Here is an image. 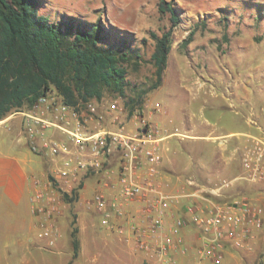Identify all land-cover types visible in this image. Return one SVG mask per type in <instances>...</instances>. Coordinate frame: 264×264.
I'll return each mask as SVG.
<instances>
[{
  "label": "rangeland",
  "instance_id": "374dc122",
  "mask_svg": "<svg viewBox=\"0 0 264 264\" xmlns=\"http://www.w3.org/2000/svg\"><path fill=\"white\" fill-rule=\"evenodd\" d=\"M41 1V12L52 21L70 17L89 23L99 21L127 40L138 59L127 67L125 98L104 89L100 101L104 106L116 100L125 105L126 132L135 129L133 117L147 118L152 108H157L152 120L160 126L162 138L175 134L166 139L165 145L179 162L191 168L210 164L217 151L216 142L189 138L185 118L189 107L195 108L199 120L205 117L202 120L217 128L214 135L244 132L248 120L256 126L255 117L264 119V0H166L175 10L177 24L170 13L161 12V0ZM169 31L172 35L167 66L160 86L154 89L158 78L151 61L156 46L152 36L160 38ZM50 95L58 93L51 91ZM104 125L114 129L108 123ZM32 158L39 164L38 174L45 173L46 179L51 163L34 153ZM196 178L207 182L202 173ZM97 181V177H91L83 193L82 187H77L69 198H92ZM233 193L230 190L227 195ZM77 212L88 221L80 240L100 242L104 235L100 217L79 203L77 211L70 209L69 227L66 219L59 224L61 243L37 254L40 264H114L108 262L110 251L103 246L86 257L73 259L68 230L71 236ZM122 255L127 261H141L140 255H129L126 250Z\"/></svg>",
  "mask_w": 264,
  "mask_h": 264
},
{
  "label": "built area",
  "instance_id": "2783aa9c",
  "mask_svg": "<svg viewBox=\"0 0 264 264\" xmlns=\"http://www.w3.org/2000/svg\"><path fill=\"white\" fill-rule=\"evenodd\" d=\"M157 111L153 107L147 118L133 117V134H128L123 126L125 105L118 100L105 106L97 99L70 106L59 95H46L30 110L20 112L30 151L47 158L52 166L46 179L33 180L30 202L34 213H45L48 198L58 193L71 194L77 187H84L89 178L97 177L99 188L92 198L103 216V225H109L111 217L107 193L120 185L119 198L142 205V210L131 215L138 246L151 249L153 246L149 243L152 242L150 244H156L160 251L165 250V246L172 243L170 235H178L187 219H175L172 226L168 224L170 203L156 185L163 141L160 126L152 120ZM251 140L242 159L243 174L214 185L202 183L195 177L186 180L192 191L190 197L210 206L205 216L198 214L196 206L188 208L192 223L198 225L205 236L202 260L209 259V264H222L225 238L234 240L241 230L242 238L235 243L241 248L252 229L263 228L261 210L245 193L236 191L227 195L243 183L264 186V138ZM41 228L45 237L54 235V224L43 223Z\"/></svg>",
  "mask_w": 264,
  "mask_h": 264
},
{
  "label": "crops",
  "instance_id": "0c3cea01",
  "mask_svg": "<svg viewBox=\"0 0 264 264\" xmlns=\"http://www.w3.org/2000/svg\"><path fill=\"white\" fill-rule=\"evenodd\" d=\"M20 112L0 121V264H40L37 254L61 243L63 233L59 224L66 219L69 227L72 218L70 209L77 211L79 203L92 214L100 217L104 235L98 243L95 239L91 241L85 239L82 242L79 237L86 230L88 221L84 217L80 218L77 212L75 229L79 253L76 259L80 256L86 257L90 252L98 251L99 247L103 246L106 250L109 248L111 260L108 262L114 264H209L211 263L209 259L202 260L205 236L198 225L192 223L188 208L196 206L198 214L205 216L210 206L198 198L190 197L192 191L187 186L186 180L188 177L196 178L202 173L204 180H207L205 184L214 185L217 184L214 183L216 181L232 179L243 174L242 159L246 148L251 144V138L264 135V119L259 116L255 117L256 126L248 120L247 130L244 132L233 131L214 135L217 128H212L207 120H202L205 117L199 120L194 107L188 108L185 118L189 138L216 142L217 151L213 154L210 164L200 163L191 168L190 165L184 164V161L179 162L171 156L169 148L165 145L166 139L175 134L163 137L164 140L160 144L162 162L155 178L156 185L170 203L167 211L168 224L172 226L175 219L180 218L187 219V223L178 235H170L171 245L165 246V250L160 251L161 248L156 244H150L152 242L149 243L153 246L151 249L138 246L137 238L133 234L131 215L142 210V205L136 202H124L119 198L120 185H116L107 193L109 198L106 200L111 213L110 223L107 226L102 223L103 216L94 205V198H76L71 204L61 193H58L54 198H48L49 206H46L45 213L35 214L30 202L34 191L33 180L34 178L43 180L45 173L37 172L39 164L32 158L33 153L23 133ZM200 112H203V108H200ZM134 132L135 129L127 131L128 134ZM204 132L207 135L203 136ZM114 170H117V166ZM191 170H193L192 174H188ZM89 179L81 188L82 193L87 189ZM97 188L99 187L96 184L95 191ZM234 189L232 191L235 193L236 191L245 193L254 206L261 210L264 222V186L243 183L240 188ZM43 223L54 224L56 231L54 235L50 237L43 235L44 231L41 228ZM240 232L241 230L237 232L234 240L226 238L223 240L222 264H264V225L261 230L252 229L241 248H237L235 243L242 238ZM68 236L74 254L69 230ZM124 250L132 256L140 255L141 261L134 263L125 260L122 255Z\"/></svg>",
  "mask_w": 264,
  "mask_h": 264
},
{
  "label": "trees",
  "instance_id": "16d2710c",
  "mask_svg": "<svg viewBox=\"0 0 264 264\" xmlns=\"http://www.w3.org/2000/svg\"><path fill=\"white\" fill-rule=\"evenodd\" d=\"M42 8L41 0H0V121L24 107L30 110L51 91L70 106L101 100L104 89L125 98L127 67L138 59L127 40L99 21H52ZM160 10L179 22L171 3L161 0ZM171 35L152 36L156 46L151 61L158 78L154 89L167 66ZM63 198L75 202L67 194ZM71 238L76 259V229Z\"/></svg>",
  "mask_w": 264,
  "mask_h": 264
}]
</instances>
